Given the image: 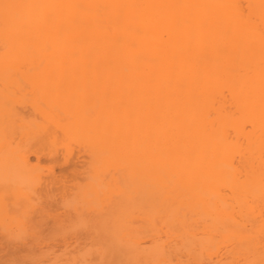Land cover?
Listing matches in <instances>:
<instances>
[{"label":"bare ground","instance_id":"bare-ground-1","mask_svg":"<svg viewBox=\"0 0 264 264\" xmlns=\"http://www.w3.org/2000/svg\"><path fill=\"white\" fill-rule=\"evenodd\" d=\"M46 206L99 242L36 262ZM0 236L23 264H264V0H0Z\"/></svg>","mask_w":264,"mask_h":264},{"label":"rangeland","instance_id":"rangeland-1","mask_svg":"<svg viewBox=\"0 0 264 264\" xmlns=\"http://www.w3.org/2000/svg\"><path fill=\"white\" fill-rule=\"evenodd\" d=\"M62 156H63V155L60 154V158H62ZM83 159H85V157H83ZM32 160H34L33 162H34V164H35L36 166H37L38 163L40 164V167H41L42 165H44V166H43V167H44L43 169H44L46 172L48 171V168H49V169H52V171H53V168H50V166H51L52 164H54V162H52V159H51V158H49V157H43V159H42L43 161H40L41 163H40V162L35 163V161L37 160L36 157H33ZM37 161H38V160H37ZM37 161H36V162H37ZM49 162H50V164H49ZM51 162H52V163H51ZM60 163H61V165H62L63 167L60 165ZM60 163H58L57 165L54 164L53 167H54V172H55L56 174H58L57 176L59 177V176L61 175V177L63 178V176L69 174V173H68L69 171H68V169H67V172H66V170H64V169H65L64 167L66 166V164H63L62 161H60ZM39 164H38V165H39ZM81 164H82V162H81ZM55 165H56V166H55ZM51 167H52V166H51ZM62 168H63V169H62ZM41 170H42V168H41ZM62 170H63L64 172H63ZM45 171H44V172H45ZM65 172H66V173H65ZM48 173L50 174L51 172H48ZM48 173H44V174L47 175ZM55 173H54V174H55ZM62 173H63V174H62ZM44 174H43V175H44ZM51 174H53V173H51ZM51 174L48 175L47 177H49V176L51 177ZM61 177H60V178H61ZM64 179H65V177H64ZM70 179H71V178H70ZM80 179H81V178H80ZM62 180H63V179H62ZM71 180H72V179H71ZM71 180H70L69 182H66V184L68 183L69 185H73V184L75 183V180H72V181H71ZM78 180H79V179H78ZM63 182H64V181H63ZM60 184H61V183H60ZM60 184H59V185H60ZM62 184H64V183H62ZM66 184H65V185H66ZM69 185H67V186H68V187H71V186H69ZM68 187H67V188H68ZM58 188H61V185H60ZM62 189H65V188L62 187ZM57 190H59V189H57ZM57 190H56V191H57ZM60 190H61V189H60ZM54 191H55V190H54ZM56 193H57V192H56ZM61 193H62V190H61V192L59 191V193H57V198L60 196ZM55 205H60V204L53 203L52 205H50V207H51L50 210H52L54 207L56 208ZM47 206H48V205H47ZM47 206H46V207H47ZM46 207H45V209H44V211H43V213H42L43 216H42L41 219H40V220H42V221L37 220V219L42 215V214L40 213V211L37 212V215H38L39 213L41 214V215L39 214L40 216L37 217L36 214H35V215H34L35 217L32 218L33 221L35 222V224H37L38 221H39V223L41 224L42 227L40 226L39 223H38V226H36V225H34V224L31 225L29 222H32V223H33L32 219H31V221L28 220V221H29L28 223L30 224V226H33V227L35 226V228H33V233H34V234H31V233H32V232H31V231H32L31 228H29V225H28V226L26 225V226L29 228V230H27L28 233H27L26 235L28 236L29 234H31V235H33V236L30 235L29 238L31 237V238H30L31 240H32V239H33V240L36 239V241L34 240L33 242H32L31 240H28V241H27L28 244H29V242H31V244H29V245H31V246L33 245V246H32V249H34V251H35V248H36L35 253L39 254V253H38L39 251L42 253L43 250H44V253H46V252L48 251V252H47L48 255H53V254L55 255V253L57 254V252H58V253L60 254V255L58 254L59 258H63V259H65V258L67 257L66 254H65L63 257H62V254H63L64 252L67 253V252L65 251V249H67V250L70 249V250H68V251H69V252H68L69 254H67V255H70L72 252H74V249H73V248H74V245L76 244L75 240L78 239V241H79V243H80V241L83 242L84 239H86L85 241H90V239H91V238H94L93 236H95L96 239H94L93 241H91V243H89L88 245L93 244L94 241H95L96 243L99 242V239H100V238H99L97 235H95V234H93V233H91V232H90V234H89L88 231H90V230H85V229L79 230V232L84 233V231H85V233H84L85 235H86L87 232H88L89 236H88V234H87V236H83V235H84V234H83V235L81 236L82 239L75 237V236L72 234V232L70 231V228H69V230L67 229L68 231H70V232H69V237H68V234H67V233H66V234H67L66 236H65V234H62V235H61L62 232H63V233L65 232V230H64L65 228H64V227H66L65 225H67V224H66V221H65V223H64V220H63V218H64V214H66V212H63V211H66V210H65V208L63 209L62 206H60L61 208L59 207L60 209H55V210H56V212L58 213L57 215H59V216H57V217H62V216H63V218H59V222H60V220L62 219V222H60V223H64V224H63V228H64V229H63V228L61 229L62 224L59 225V222H58V226H57V228H56V230H55V232H54V230H53L52 228L55 227L56 224H54V222H55L54 220H55V219H53V217H54V218L56 217V215H55L56 212H54L55 210H53L52 212H50V210L48 209V207H47V208H46ZM38 208H40V207H38ZM57 208H58V207H57ZM46 209H47L48 211H47ZM61 209H62V210H61ZM36 210H37V208H36ZM36 210H34V212H35ZM39 210H41V208H40ZM42 210H43V209H42ZM42 210H41V211H42ZM15 211H16V210H15ZM17 211H19V210H17ZM34 212L32 211L33 214H34ZM23 213H24V212H23ZM63 213H64V214H63ZM18 214H19V213H18ZM21 214H22V213H21ZM24 214H25V213H24ZM33 214H29V215H31V217H32ZM45 214H46V215H45ZM60 214H62V216H60ZM65 216H66V215H65ZM18 217L20 218L19 215H18ZM24 217H25V216H24ZM31 217H30V218H31ZM25 218H26V217H25ZM30 218H28V219H30ZM23 219H24V218H23ZM64 219H65V218H64ZM25 221H26V220H24V224L26 223ZM53 221H54V222H53ZM56 221H57V219H56ZM43 223H44V224H43ZM52 223H53V224H52ZM138 223H139V222H138ZM138 223H137V224H138ZM52 225H53V226H52ZM138 225H139V224H138ZM59 226H60V227H59ZM67 226H68V225H67ZM27 227H24V228L28 229ZM68 227H69V226H68ZM68 227H66V228H68ZM86 228H87V227H86ZM15 229H16V230H15ZM26 229H25V230H26ZM35 229L37 230V232H36ZM60 229L63 230V231L61 232ZM87 229H88V228H87ZM13 230H15V232H19L20 229L17 230V227H14ZM57 231H58V233H57ZM59 231H60L61 233H60ZM68 231H66V232H68ZM86 231H87V232H86ZM30 232H31V233H30ZM35 232H36L38 235H39V233H40L41 235H39V236L37 235V238H35V237H36V233H35ZM46 232H47V233H46ZM42 233H43V234H42ZM50 233H52L53 236H52ZM54 233H55V234H54ZM56 233H57V234H56ZM45 234H46V235H45ZM48 235H49V236H48ZM58 235H59V236H58ZM90 235H92V236H90ZM27 236H26V237H27ZM41 236L44 237V238H42ZM47 236H48V237H47ZM51 236H52V237H51ZM54 236L56 237V240L54 239V238H55ZM63 236L66 237V238H71V237H72L71 240H72L73 243L68 242V241H71V240L66 239V238H64ZM0 237H2V236H0ZM50 237H51V238H50ZM62 237H63V238H62ZM87 237H91V238H90V239H87ZM38 238H40V239H38ZM52 238H53V240H52ZM74 238H75V240H74ZM2 239H3V238H2ZM2 239L0 240V242L3 241ZM7 239H8V238H7ZM27 239H28V237H27ZM37 239H38V240H37ZM45 239H49V240H45ZM4 240H5V239H4ZM9 240H11V239L9 238ZM42 240H43V241H42ZM143 240H144V239H143ZM145 240H146V238H145ZM15 241H17V240H15ZM50 241H55V242L57 241V242H56V243H55V242L50 243ZM85 241H84L83 243H85ZM146 241L149 242V240H146ZM7 242H9L10 244L7 243ZM17 242H18V241H17ZM17 242H16V243H17ZM35 242H36V243H35ZM65 242H68L69 244L71 243V244L73 245V248H70V247H69V246H71V245H68L67 248H65V247H66V246H65V245H66ZM148 242H147V243H148ZM2 243H3V242H2ZM14 243H15V242H11V241H8V240H7L3 245L0 244V245L2 246V247L0 246V247L2 248V249L0 248V250H1V252L3 251L2 253L0 252V254L3 255V260H2V261H3V264H15V262H16V260H17V257L19 258L20 255H21V253L23 252V251H21V253L18 252V251L16 252L17 247H20V246H17L16 243H15V245H16V246H15ZM19 243H20V242H19ZM33 243H35V244H33ZM37 243H38V244H37ZM68 243H67V244H68ZM74 243H75V244H74ZM83 243H80V244H83ZM20 244H21V243H20ZM20 244H18V245H20ZM36 244H37V246H36ZM77 244H78V242H77ZM80 244H78V246H79ZM13 245H14V246H13ZM83 245H85V244H83ZM83 245H82V246H83ZM86 245H87V243H86ZM86 245H85L84 247H82V248H86V247H87V248H92V247H93L92 245H91L92 247H89V246H86ZM96 245H97V244H96ZM96 245H95V246H96ZM26 246H27V245H25V247H26ZM78 246H76V250H78ZM80 246H81V245H80ZM14 247L16 248V250L13 249ZM21 247H22V246H21ZM33 247H34V248H33ZM37 247H39V248H37ZM68 247H69V248H68ZM71 247H72V246H71ZM27 248H29V247L27 246ZM79 248H81V247H79ZM93 248H94V247H93ZM24 249H25V248H24ZM37 249H38V250H37ZM39 249H40V250H39ZM42 249H43V250H42ZM14 250H15V251H14ZM26 250H27V249H26ZM61 250H62V251L64 250V252H63V253H60V252H62ZM49 251H50V252L53 251V252L50 254ZM54 251H56V252H54ZM17 253H19V254H17ZM24 253H25V251H24ZM24 253H23V254H24ZM44 253H43V254H44ZM40 255H42V254H39V255L36 256V262H43V261L47 260V261H45V262L48 263V261L50 262V261L52 260V259H51V260H49V259L53 257V256H51L50 258H47V257H48V256H46L47 254H44L43 256H40ZM45 256H46V258H45ZM58 256H57V258H58ZM60 256H61V257H60ZM54 258H55V256L53 257V259H54ZM15 259H16V260H15ZM41 259H42V261H41ZM20 260H21V259H20ZM20 260H17L18 264H23L22 260H21V261H20ZM17 262H16V263H17ZM24 263H25V262H24ZM33 263H34V262H33ZM25 264H29V263H25ZM31 264H32V263H31ZM35 264H36V263H35ZM37 264H39V263H37ZM40 264H44V263H40Z\"/></svg>","mask_w":264,"mask_h":264}]
</instances>
